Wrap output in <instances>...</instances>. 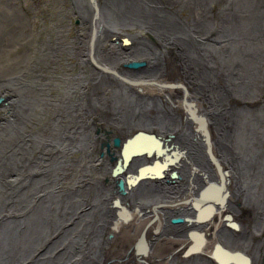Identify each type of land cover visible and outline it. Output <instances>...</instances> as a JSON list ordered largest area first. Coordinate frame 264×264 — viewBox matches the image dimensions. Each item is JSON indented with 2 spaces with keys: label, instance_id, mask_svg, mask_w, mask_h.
Wrapping results in <instances>:
<instances>
[{
  "label": "flooded vegetation",
  "instance_id": "af4514ba",
  "mask_svg": "<svg viewBox=\"0 0 264 264\" xmlns=\"http://www.w3.org/2000/svg\"><path fill=\"white\" fill-rule=\"evenodd\" d=\"M23 1H25L23 6L24 13L27 14L26 11L31 10V3H28L29 0ZM64 1L65 0H40L39 5L41 11L39 13L34 5L35 1L33 2L31 13L24 17V20L26 18L28 24L26 28L29 30V37L26 39L27 49H29L28 51L30 52L27 71L23 78L19 75H11V78L8 80H11V92H0V138H3L5 141L3 146L5 149L7 148L6 151H4L5 154L3 153L0 158V210L5 211L3 215L11 214L12 216L15 215L14 217H25L26 215L33 214V212L30 211V208H37L43 199L46 197L57 196L58 194L61 195L59 190L62 184H66L65 186H71L73 192H76L78 188L82 189L86 186H90L94 180L91 178L95 170L102 165H105L102 164V161H104L103 159H106L104 158L106 155H109L110 157V159L107 160V163L109 162L113 165L110 155H115L112 150L118 149L114 146L115 139H119L123 143H126V141L134 138L140 131H147L151 135L162 137L164 144H169L173 138L178 137V134L184 133L186 129H189L190 124L193 123L190 122L191 119L187 106L189 107V105L199 104L212 105L209 98L210 95H208V93H211L209 92L210 89H206L205 83L196 80V77L192 76L189 72V62L192 59L204 57L208 53L210 55H217L218 53L219 58L225 51H230L234 60L244 61L247 65L250 76L248 86L251 87L250 89L253 90L252 92L257 93V90L258 92L264 90V0H261L262 10L258 9L260 7H253L252 9H254V11L251 10L249 12H239L241 9V3L245 4L244 0H227L226 7H221V5H219L223 0H218L219 3H211V1H208V6L202 5L203 0H158L159 3L157 0H120L117 6L112 0H104V6L101 1L97 8H95L98 5L97 0H90L87 7L90 9L91 13L87 17V10L84 8L81 0H66L65 6H63ZM58 2H60L62 6L59 17L55 5ZM69 7L71 8L69 9ZM100 8L101 10L99 12ZM226 13L229 14L228 17H226ZM126 16L129 18H124ZM223 19L231 21L232 25L237 28H242L241 21L251 22L254 27H252L251 30L243 28L245 35L247 37L249 36L244 42L237 41L235 38L236 32H233L234 34L231 36L234 41L233 45L230 46L226 43L221 44L220 40L224 36L223 33L225 27ZM37 20L42 24H36ZM150 22L153 26L152 24L149 25ZM170 22L174 24H171ZM101 23L103 24L102 28ZM152 27L153 29L156 28L155 30L157 31L152 30ZM61 30L64 32H61ZM242 34V32H239L238 36L241 37ZM250 40H252V42ZM172 70L174 71L172 72ZM163 72H167V74ZM182 86L184 87L182 88ZM144 88L146 92L147 90L153 91L155 88L160 91H162V89L163 91H167V95L162 98V101H155L160 103V105L161 103L162 105L163 103L164 105H179L182 106V108H180L179 112L177 109L174 110L175 112L171 113L173 117L168 115V119L164 118L160 121L151 120L148 118L149 113L147 117L143 118L142 115L144 113H142V110L150 111L145 108L146 105H150L152 101H147L146 104H143L138 97L133 96V92L138 95L146 94ZM219 88L221 91H228V89ZM183 89L189 92H185ZM174 90H176V92H174ZM19 91L24 93L25 98H22ZM169 93L174 94V99L168 95ZM256 100H258L260 105H264V92L263 99ZM24 102H26V105H24ZM3 107L7 108V112L1 110ZM8 107H10V109ZM171 109H174V107ZM119 110L121 111L118 112ZM99 111L100 115L98 113ZM32 116L34 118H32ZM101 116H104L103 118H105V127L100 125ZM74 120L75 122H73ZM150 121L156 123L149 126L147 122ZM113 122L114 124H112ZM157 122H169L170 126ZM118 123L119 128L117 127ZM20 124L23 125L22 128L19 127ZM131 124L133 126H131ZM172 124L181 127L173 132L171 128L173 126ZM64 129H66V131ZM85 138H93L96 140V143L94 142L95 145L93 144L92 147H90L91 149L81 147V141ZM175 145L176 147L178 145L181 146V143L179 142ZM200 147L201 145H199V148ZM200 151L202 153L205 152L204 150ZM193 152L195 153V151ZM12 156L14 157L13 159L10 158ZM115 156H119V154ZM185 157H188L187 152ZM4 158H8V161L3 164ZM20 158L22 159V162H20ZM185 159H181L176 166L179 167L181 166V163L188 162V160ZM17 165H20L21 167L18 168ZM10 166L16 171L9 173ZM3 167L7 168L5 173H2ZM116 168L117 165H115L114 169L110 171L107 176H105V174H103L104 176L101 175L105 183L112 181L119 192L115 191V187L111 185L112 187H110V189L112 191L110 199H113L114 196H118L121 200L122 198L125 199L124 201L122 200L124 203L135 206V201L131 199L134 198L133 195L120 193L118 189V181L121 180V178H115L114 170ZM79 169L82 171L84 170L85 175L82 174L83 178L77 180L74 179V175ZM173 169H175V167ZM172 172H174V170ZM86 174L90 179L86 177ZM192 174L196 175L193 171ZM2 175L7 176L8 178L1 177ZM201 176H203L202 173ZM253 176L257 179L259 178V175L255 176L253 172L251 176L249 175L248 177H252L253 179ZM165 178H167V180H163V183L167 181L170 184H173V186L178 183L180 184L186 179L188 180V177L183 178L181 174L179 178L171 183L169 180L175 179L171 173L169 176L167 174ZM2 179H6L9 186L6 182H2ZM124 180L126 181V178H124ZM150 183H153L152 180ZM154 183L156 184V182ZM252 183H254V181H252ZM259 183H261V186L264 185V173L262 174ZM184 184H186V186L189 185L186 182ZM165 186L166 187L164 188L168 190L172 185L170 186L167 184ZM131 191L136 193L138 189H133ZM255 192H260L257 187H255ZM255 196L258 197L259 195ZM16 201L21 203V206L18 208L13 205ZM219 204L218 207H221V204ZM113 208L115 207L113 206ZM184 209L186 211L189 210L185 207ZM118 212L119 211L116 212V216L120 217ZM178 216L185 217L182 216V213L177 215V217ZM186 218L187 217L184 219L186 220ZM218 218V224L221 223L223 225L226 222L222 223L221 217L219 216ZM256 220L259 221V219ZM211 221H204L201 224L194 222L197 228H199L197 231L202 233L200 236L205 241H207V237L209 236L210 239H214L215 242L213 245L211 244L213 247H211V253L207 252L205 255L200 252L199 254L204 255L203 259L210 260V263L212 264H238L234 259H230L229 261H226V263L216 261L213 256L215 252L214 249H229L215 237V232H221L220 229L222 226H218V230L215 228L214 232L213 230L209 231V229L212 228V225L205 229V226ZM170 223L172 224L171 221ZM183 224L191 225L193 223L185 221ZM224 227L225 228L222 229L225 230V232L233 230L236 235H247V231L242 232V230L238 228V223L236 221H230L228 224L226 223ZM194 231L195 229L189 230L187 235L184 236L185 240H181L184 242L179 246L177 251L182 249L187 250L188 247L191 249L190 243L192 242V238L190 239V234ZM258 231L257 233L255 232V234L252 232L254 235L251 234L253 237L250 236V245L248 244V246H244L240 245V243H236V246H230L231 249L235 250L234 254L239 253L238 250L240 249L236 248H243L241 251L245 253L244 258L247 260L246 264H264V232L262 231L261 233L260 231L261 234H259ZM194 253L196 252H193L189 257L184 255L183 257H197L198 255L196 256ZM172 258L173 255L170 254L163 259L167 260L168 264H171ZM195 262L198 264V260Z\"/></svg>",
  "mask_w": 264,
  "mask_h": 264
},
{
  "label": "bare ground",
  "instance_id": "6f19581e",
  "mask_svg": "<svg viewBox=\"0 0 264 264\" xmlns=\"http://www.w3.org/2000/svg\"><path fill=\"white\" fill-rule=\"evenodd\" d=\"M1 1H2V3H0V16H4L8 20L7 17L12 16L15 12L13 10H10V8L9 9L6 8L5 2L3 0H0V2ZM101 1H102V5L104 6V3H103L104 0H97L98 5L97 6L95 5L96 6L95 8L99 7V3H101ZM112 1L117 6L119 4L120 0H112ZM208 1H211V3H214V0H203L202 5H204V6L207 5ZM81 2H83L84 8L87 10V14H86V17H87L91 13L90 9L87 7L89 5L90 0H81ZM244 2H245V4L241 3V6H240L241 9L239 10V12H244V11L249 12L251 10L254 11V9H252L253 7H256V8L260 7L258 9H261V3H262L261 0H244ZM158 3H159V1H158ZM161 3H162V1H161ZM178 3H179V1H178ZM220 4L222 5V7H226L227 0L222 1V3H220ZM161 5H163V4H161ZM196 6H197V4H196ZM70 8L71 7H69V9ZM81 8H83V7H81ZM181 8H182V6H181ZM100 10H101V8L99 9V12H100ZM163 10L166 11L165 9H163ZM192 10H194V9H192ZM79 13H81V12H79ZM212 13H214V12H212ZM168 14H170V13H168ZM103 16H105V15H103ZM228 16H229V14L226 13V17H228ZM127 17L128 16H126L124 18H127ZM118 18H120V17H118ZM142 18H144V17H142ZM157 18H158V16H157ZM146 19H148V18H146ZM11 20L13 21L14 19H10V21ZM89 22H90V20H89ZM119 22H121V21H119ZM172 22H170V23L174 24ZM83 23H84V21H83ZM3 24H7V23L2 22V23H0V26L2 27ZM150 24H152V23L150 22L149 25ZM176 24H178V23H176ZM223 24L225 26L224 27V33H223L224 36L221 38L220 43L221 44L226 43V44H229L230 46L233 45V42H234L233 38L231 37L234 34L233 32H236L235 38L237 39V41H243L244 42L249 37V36L247 37L245 35L244 29H250L251 30V28L254 27V26H252L251 22L241 21V27L242 28H237V27L232 25L231 21H228L225 19H223ZM102 25L103 24L101 23V28H102ZM26 26L27 25L22 23V29L19 32H16L19 34H15V33H9V34L18 35L20 37L18 39L21 42L24 41L22 43H23V45H25L27 47V40L26 39L28 37V34H27V30H25ZM152 26H153V24H152ZM155 29H153V27H152V30H155ZM62 31L63 30H61V32ZM155 31H157V30H155ZM139 32H140V30H139ZM239 32L243 33L241 37L238 36ZM208 35H209V33H208ZM255 35H257V34H255ZM103 36H105V35H103ZM53 37H54V35H53ZM51 38H52V36H51ZM51 38H49V39H51ZM11 39H14V37L9 38V40H11ZM252 39H253V37H252ZM52 40H53V38H52ZM136 40H137V38H136ZM20 41H16V42L12 41V42L20 45L19 47H21ZM188 41H189V39H188ZM250 41L252 42V40H250ZM132 44H134V43H132ZM136 44H137V42H136ZM188 45H189V43H188ZM92 46H94V45H92ZM238 46H239V43H238ZM29 47H30V45H29ZM184 48H185V46H184ZM254 48H252V49H254ZM110 50H111V48H110ZM184 50H186V49H184ZM150 52H152V51H150ZM178 52H180V51H178ZM27 54H28V56H30L29 51H27ZM165 54H166V52H165ZM161 56H163V55H161ZM195 57H197V56H195ZM167 62H169V61H167ZM22 64H23V60H21L20 64L15 63V65H17V66H15L14 68L18 70L21 67L20 72L22 73L21 77L23 78L26 71H27V64H26L25 68L23 67V69H22ZM189 64H190V67H189L190 74L192 76H195V77L198 76L199 77L198 81L204 82L206 89H208V88L210 89L209 92H211V93L210 94L208 93V95L213 96L212 105H200V104L196 105V107L198 108V114L204 115L207 119V121L205 120L203 122H201V119L198 120V124L200 126L199 128H201L202 130L204 129V131L206 132V133H204L205 138H203V136L200 134L199 135L200 137L198 139H201V143L193 142L194 137H195L194 136L195 134L194 133L192 134V132L194 131V125L190 124V128L186 129V131L184 133L178 134L177 138L176 137L173 138L172 141L169 142L168 146H166V144H164V142L161 144L157 137L154 138L151 136H140V137L134 139L133 141H131L127 146H121L120 148H118L119 149V156H117V157L122 158L124 164L120 168V170L117 173V175L115 176V178H118V179L119 178H121V179L126 178V180H127L129 176L137 175V178L133 179V181H132V183H134L133 186L127 191V193L129 195H133L134 198H131V199L135 201V206L131 205V204L129 205L128 203H124L123 201L125 199L122 198V200H123L122 201L121 198L118 196H114L113 199L112 198L110 199L111 191H112L110 189V187H112L111 181L108 183V185H104V186L102 185L103 187H101V188L95 184L96 181H98V179H97V177L94 176V174L108 175L110 173V171H112L114 169L117 162H115V163L113 162V165L109 162L107 163L108 158L103 159L104 161H102V164H105V165H102L101 167L96 169L95 172L93 173V177L91 179H94V180L90 186H86L85 188H82V189L78 188V190H76V192L75 191L73 192L71 189L72 188L71 186H65L66 184L65 185L62 184V186L59 190L61 192V195L58 194L57 196H51L45 200L43 199V201L40 202V204L37 208H30V211H32L33 214L31 216V218H28L26 220L27 224L29 225L28 226L29 229L25 230V232H24L25 234H23L24 235V241L22 243H23V245L26 246V251H23V252H25L24 253L25 255L28 256L29 254L30 255L34 254L32 261H34L36 258H38V256L42 252H44L40 256V258L37 259L38 262L42 261L43 264H66V263L70 262V260H71L72 264H75V263L76 264H168L167 260H164L163 258L172 254L173 258H172L171 264H196V262H195L196 260H198V262H197L198 264H212V263H210V260L203 259L204 255H201L199 253L202 252L205 255L207 252L211 253L212 252L211 250L213 248L212 245H213V243H215L214 239H210V237L208 236L207 241H205L200 236V234H202V233L200 231H197L199 228H197V226L194 223V222H198V224H201L204 221H211L212 220L207 226H205V229H207L209 226L212 225V228L209 229V231L213 230V232H214L215 228H216V230H218V228H219L218 226H220V227L222 226V228H225L224 225L226 223L228 224L230 221L231 222L236 221L238 223V228L240 230H242V232L247 231V233H246L247 235L245 234L246 236L236 235L235 231H233V230H228L225 232V230H223L222 228L220 229L221 232H219V231L215 232V237L217 238V240L220 241L223 245H225L229 249V250L218 249V248L214 249L215 252H214L213 256L215 257L216 261H220L221 263H224V262L226 263V261H229L230 259H234L238 264H246L247 263V260L244 258L245 253H243L241 251V250H243V248H236V249H240V250H238L239 253L234 254L235 250L231 249L230 246H236V243H240V245L248 246V244L250 245L249 239L251 237H253L251 235V234H253L252 232H254V234H255V232L257 233V231L260 229L258 232H259V234H261L262 229H264V216H262V218L260 217L262 215L260 210L264 211V197H263L264 185L261 186V183L257 184V182H258L257 180L261 179L262 174L264 173V170H263L264 169V165H263L264 164V142H263L264 141V134H263L264 127H263L262 120L258 119L256 117L257 114H254L252 112V108H254L255 105H250V104H252L253 98L262 99V95H263L264 90L259 91V92L257 90V93L252 92L253 90H251L250 89L251 87L248 86L250 76L248 73L247 65L244 63V61L234 60L233 55L230 54V51H225L224 54H222L219 58H218V53H217V55H210L208 53L204 57L192 59L189 62ZM80 65H82V64H80ZM212 68H213V72H211ZM174 70H172V72ZM163 73L167 74V72H163ZM9 79L10 78L5 79V81H7V88L4 90L3 87H0V92L2 91L3 93H5L8 89V87H10L12 85L11 80L8 81ZM183 87L184 86H182V88ZM219 87H221L222 89H228L227 93L221 98V100H220L221 89ZM11 88H12V86H11ZM159 89L155 88V89H153V91L147 90V92H146L145 88H144V91L146 92V94H142V95H138V94H135L133 92V96L138 97L143 104H146L147 101H152L151 104L146 105V108H145V109H149L150 111L142 110V113H144L143 115L141 114L143 116V118L147 117V115L149 113L148 118H150L151 120L160 121L164 118H167L168 115H171L173 117V115L171 113L175 112L174 110H176V109L179 112L180 108H182V106H179V105H164V103H163V105H162V103L160 105V103H157L155 100L162 101V98L167 95V91H163V89H162V91H160ZM183 90H185V89H183ZM19 92H20L22 98H25L24 93L22 91H19ZM174 92H176V90H174ZM185 92H189V91L185 90ZM224 92H226V91H224ZM168 95L172 99H174V94L169 93ZM202 96H204V95H202ZM210 96H209V98L211 99ZM43 97H45V96H43ZM196 99H198V98H196ZM134 100H136V99H134ZM97 102H99V101H97ZM230 102H231V104H230ZM232 103L234 105H232ZM24 105H26V102H24ZM172 106L174 107V109H171V108H173ZM8 108L10 109V107H8ZM116 109H117V107H116ZM1 110L7 112L6 107H3V109H1ZM120 111L121 110H119L118 112H120ZM190 112H191V115H194V118H196L198 116L195 113V111L192 110V108H191ZM63 113H65V112H63ZM98 113L100 115V111ZM109 113H111V112H109ZM114 114H115V112H114ZM31 115H33V114H31ZM103 117L104 116H101V120H100L101 124L100 125L105 127V121H104L105 118H103ZM32 118H34V117L32 116ZM137 120H138V118H137ZM70 121H72V120H70ZM76 121H78V120H76ZM108 121H109V119H108ZM165 121H166V119H165ZM73 122H75V120ZM154 123H156V122H153V121L147 122V124L149 126L154 125ZM157 123L170 126L169 122L168 123L167 122H157ZM172 123H173V121H172ZM112 124H114V122ZM34 125H36V124H34ZM172 125L173 126L171 128H172L173 132L181 127V126L177 127L176 124H172ZM22 126H23L22 124L19 125L20 128H22ZM131 126H133V125L131 124ZM117 127L119 128V123L117 124ZM64 130L66 131V129H64ZM109 130H110V128H109ZM1 132H2V130H1ZM91 133H93V132H91ZM239 133H240V135L237 136V134H239ZM87 136H88V134H87ZM29 140H30V138H29ZM4 142L5 141L3 140V138H0V147L3 151L2 154L4 153V150L6 151V149H7V148L5 149L3 146ZM94 142L96 143V140L93 138H85L84 140L81 141V147L91 149L90 147H92ZM179 142L181 143V146L178 145L177 147L175 146V147L171 148L172 143H174V145H175V144H178ZM70 144H69V146H70ZM134 145H136V148H135V152L132 153L130 149H132V147ZM199 145H201L200 148H199ZM167 147L170 149L165 151L164 149H166ZM199 149L204 150L205 152L202 153ZM238 149L239 150L243 149L244 151H239ZM176 150L180 151V153H182V154H177L176 158H174L173 163H172V157L169 155H170V153H172L173 151H176ZM193 151H195V153ZM186 152H187L188 157H185ZM67 153H69V152H67ZM114 154L117 155L116 153H114ZM65 155H67V154H65ZM181 159L188 160V162H189L188 166H187L188 168L185 167L186 163H184V162L181 163V166H179V167L176 166V164ZM7 161L8 160L4 161L3 164L7 163ZM147 164H151V165H153V167L140 171L142 166L147 165ZM2 166H4V165H2ZM55 166H57V165H55ZM73 166H75V165H73ZM81 166H79V167H81ZM192 166H196L200 169V172L202 173V175L205 178L204 181H203V178L201 180L198 177H196L195 174H192V168H191ZM17 167L19 168L21 166L17 165ZM44 167H46V166H44ZM174 167H175V169H173ZM173 170H174V172H172ZM6 171H7V168L3 167L2 173H5ZM13 171H16V170L11 168V166H10L9 173H11ZM252 172L255 176L259 175V178L257 179L254 176H253V179H252V177L249 178L248 176L249 175L251 176ZM38 173H39V171H38ZM84 173H85L84 170L82 171L81 169H79V171L77 173L75 172L74 179H77V180H79V178L82 179L83 178L82 174H84ZM170 173L173 174V177L175 178V179H171L172 177L170 178L171 180H169V181L171 183H173L174 180L179 178V176L181 174H182L183 178L188 177V180L191 182L188 186H186V185L184 186V183L186 182V180L182 181L180 184L177 181L178 184H176L175 186H171L167 190L164 188V187H166L165 185H167V184L163 183V180L167 176V174L169 176ZM152 176H154V177H152ZM1 177L8 178L5 175H2ZM86 177L89 178V176L87 174H86ZM250 179L252 181H254V183L251 184ZM12 180H14V179H12ZM68 180H69V178H68ZM151 180L153 183H150ZM1 181L7 183L6 179H2ZM81 181H80V183H81ZM85 181H87V180H85ZM206 181H208V182H206ZM154 182H156V184ZM7 184L9 186V183H7ZM104 184H105V182H104ZM220 184L223 185L224 187H221ZM85 185H86V183H85ZM255 187H257V189L260 192H258V193L255 192ZM133 189H138V191L136 193H134L131 191ZM0 190H1V188H0ZM18 193H20V192H18ZM200 193H201V195H200ZM254 194L259 195V196L258 197L256 196V198H255ZM190 197H193V198L196 197L198 199H197V201L195 200V203H194V201L188 202ZM118 201L121 202V204L122 203L126 204V205L122 204V206H126V208L129 212H134L135 210L138 209L139 211L137 212V215L133 216V217L127 216L128 211L124 207L119 208L118 207V205H119ZM216 201H218L221 204V207H218L219 203ZM240 204H242V206H241V208H238V206ZM13 205L16 208H18L21 206V203L17 202V203H14ZM156 205H158V206H156ZM113 206L115 208H113ZM184 207L188 208L189 210L186 211L184 209ZM164 208H166V209H164ZM117 211H119L120 217L116 216ZM56 212H58L56 220H58L59 222H56L47 216V215H49V213L52 214V213H56ZM180 213H182V216L187 217L186 220L184 219L185 217H181V216L177 217V215H179ZM51 214H50V216H51ZM93 215H99V216L93 217ZM14 216H12L11 214H9V215L1 214L0 215V220H5V222H6L4 224V226L2 227V229L7 234L9 232H11V229L13 228V225H11L12 223H10V221L12 222L15 220ZM219 216L221 217L222 223L226 221L223 225L221 223L218 224V222H217L218 221L217 218ZM173 218H182L184 223H185V221H189L190 223H193V224H191V225L186 224L185 225L182 223V225H177V227L175 228L174 226H176V225H172L170 223V221ZM256 219H259V221ZM227 221H229V222H227ZM72 226H73V228L71 230H73L74 232L73 233L66 232ZM50 228L52 230L49 232ZM193 229H195V231L190 234L191 235L190 239L192 238V242L190 243V246H191V249L193 250L192 252H196L194 254L196 256L197 255L198 256L194 257V258H192V257L191 258H185V257H183L184 251H182V250L177 251V249L184 242V241H181V240H185L184 236L187 235L189 230H193ZM106 231H108L107 236H106ZM260 231H261V233H260ZM138 237H139V239H138ZM12 238H16V237H12ZM55 238H57V242H55L54 245L56 246L57 243H59L58 248H60L61 246H68V249L67 248L64 249L62 254H61V255H64L66 257L65 259L61 258L60 254L56 257L53 256V254H55L56 251H54L53 253H51V252L47 253L50 249L49 250L47 249V251L42 250L43 248L45 249L46 248L45 246L50 241L54 240ZM40 245H43V246L40 247ZM215 246H216V244H215ZM11 247L12 246H10V248ZM134 249H136V251H137L136 254H134ZM188 249H189V247H188ZM28 250H30L31 253L28 252ZM39 252H41V253L38 254ZM12 254H14V252ZM35 263H36V261H35Z\"/></svg>",
  "mask_w": 264,
  "mask_h": 264
},
{
  "label": "rangeland",
  "instance_id": "374dc122",
  "mask_svg": "<svg viewBox=\"0 0 264 264\" xmlns=\"http://www.w3.org/2000/svg\"><path fill=\"white\" fill-rule=\"evenodd\" d=\"M3 1L6 4L5 5L6 8H8V9L10 8V10H13L15 12L12 16L7 17L8 20L6 19V17L0 16V23H2V22H6L7 23V24H3L2 27L0 26V87H3L4 90H5L7 88V81H5L6 78H11V75H13V76L19 75L21 77V74H22L20 72L21 67L18 70L15 69L14 67L17 66V65H15V63L20 64L21 60H23V64H22V69H23V67L25 68L26 64H28L29 57H30L27 54V51H28L27 47L25 45H23V43H22L24 41L21 42L18 39V38H20L18 35H12V34H9V33L19 34V33H16V32H19L22 29V23H24L25 25H28V24H26L27 21H26V18L24 20V17L27 16V15H29L31 13V11H32V4H33L34 1H35L34 2V5L36 6V9H37L38 13L41 11V8H40V5H39V1L40 0L39 1L38 0H29L28 3L29 4L31 3V10H27L26 11L27 14H25L24 13V9H23V6L25 4V1H23V0H3ZM215 2H218V0H214V3ZM0 3H2V1ZM65 3L66 2L63 3V6H65ZM55 5H56V12H57L58 17H59L60 14H61V7L62 6H61L60 2L56 3ZM219 5H221V4L219 3ZM221 7H222V5H221ZM10 19H14V20L13 21L12 20L10 21ZM36 24H42V23H40V21L37 20L36 21ZM25 30H27V34H28V37H29V30L27 28ZM10 37H14V39L9 40ZM12 41H14V42L20 41L21 42V47H19L20 45L14 43ZM220 42H221V40H220ZM211 72H213V68H212ZM198 78L199 77L196 76V80H198ZM11 86L8 87V89H7L6 92H8V93L11 92V90H12ZM19 94H20V92H19ZM262 99H263V95H262ZM230 104H231V102H230ZM232 105H234V104L232 103ZM239 135H240V133L237 134V136H239ZM143 136H151V135L144 134ZM151 137H155V136H151ZM193 142L201 143V139L193 140ZM135 148H136V145H134L132 147V149H130L132 153L135 152ZM112 151L114 153H116L117 155L119 154V149L112 150ZM2 152L3 151H2V149L0 147V158L2 157ZM10 158L13 159L14 157L12 156ZM104 158H108L109 159L110 157H109V155H106ZM6 160H8V158H4V161H6ZM19 160H20V162H22V159H19ZM188 163L189 162H186V166L185 167L188 166ZM152 167H153V165L147 164V165L142 166V170H145V169H148V168H152ZM94 176L97 177V179H98V181H96V183H95L96 185H98V187L101 188L104 185H107L108 184V183H105L104 184V181H103V179L101 177V174H94ZM105 176H107V175H105ZM196 177H198L201 180L203 178V181H204V177L201 176V173L200 172L199 173L196 172ZM164 180H167V178H164ZM257 181H258L257 182V184H258L261 181V179H258ZM189 182L190 181L186 179V183L189 184ZM165 183L168 184V185H170V186L171 185L173 186V184H170L167 181H165ZM250 183H252V180L250 181ZM111 184L114 187L116 186V185L113 184L112 181H111ZM184 185H186V184H184ZM115 191H117V188L116 187H115ZM255 198H256V196H255ZM45 199H48V197H46ZM17 202H19V201H16L15 203H17ZM156 206H158V205H156ZM241 206H242V204H240L238 206V208H241ZM260 212L262 214L260 217L262 218V216H264L263 215L264 214V211L263 210H260ZM55 214H58V212H56ZM98 216L99 215H93V217H98ZM18 220L19 219H16V222H18ZM5 223L6 222H4V224ZM10 223H12L11 225H13V226L15 225V221H12V222L10 221ZM73 226L71 228H69L68 231H66V232L73 233L74 231L71 230L73 228ZM51 230L52 229L50 228L49 232ZM262 231L264 232V229H262ZM13 232L14 231H11V232H9L7 234L3 229H1V231H0V264H13V263L14 264H17V263L18 264H29V263L30 264H43L42 261L41 262H38L37 259L40 258V256L44 252H42V253L39 252L38 254H40V253L41 254L38 256V258H36L34 261H32V258L34 256V254H32V255L29 254L27 256V255L24 254L25 252H23V251H26V246L23 245V243H22L24 241V235H22V236L15 235L14 237H16V238H12V233ZM107 235H108V231H106V236ZM5 241H7V244L6 245H4V242ZM55 242H57V238H55L54 240L50 241L45 246L46 248L45 249L43 248L42 250L43 251H47V249L48 250L50 249L47 253H50V252L53 253L54 251H56L55 254H53V256L56 257L59 254L61 255L64 249H66V248L68 249V246H61L60 248H58L59 243H57V245L55 246L54 245ZM18 243H20V244H18ZM10 246H12V247L10 248ZM41 246H43V245H40V247ZM187 250H189V249H187ZM187 250L182 249V251H184L183 255L186 256V257H189L191 254L187 256L186 255L187 254ZM13 252H14V254H12ZM28 252H30V250H28ZM61 258H64L65 259L66 257L64 255H61ZM35 261H36V263H35ZM66 264H72L71 263V260H70V262H68Z\"/></svg>",
  "mask_w": 264,
  "mask_h": 264
},
{
  "label": "water",
  "instance_id": "95a60500",
  "mask_svg": "<svg viewBox=\"0 0 264 264\" xmlns=\"http://www.w3.org/2000/svg\"><path fill=\"white\" fill-rule=\"evenodd\" d=\"M225 90H223V91H221V93H220V100H221V98L227 93V91L226 92H224ZM212 101H213V96L211 97V99H210V102L212 103ZM250 105H255V107L254 108H252V112L254 113V114H257V118L258 119H261L262 120V123H263V127H264V105H260V103L256 100V98H253L252 99V104H250ZM191 108H192V110H194L195 111V113L198 115L196 118H194V115H191V112H190V110H191ZM189 109V110H188ZM187 110H188V112H189V114H190V119H191V121L190 122H192L193 124H194V131L192 132V134L194 133L195 135V137H194V140H197L200 136V134L203 136V138H205V135H204V133H206L205 131H204V129L202 130L201 128H199L200 126H199V124H198V120L199 119H201V122H203V121H207V119H206V117L204 116V115H199L198 114V108L196 107V105H189V107L187 106ZM144 134H146V135H151L149 132H147V131H140L134 138H132V139H130V140H128L126 143H123L121 140H119V139H115L114 140V146L115 147H117V148H120L121 146H126L128 143H130L131 141H133L134 139H136V138H138V137H140V136H143ZM263 134H264V132H263ZM151 136H154V135H151ZM156 137V136H155ZM154 137V138H155ZM158 138V140L160 141V143L162 144L163 143V141H162V137H157ZM264 142V141H263ZM166 146H168V143H166ZM176 145H174V143L172 144V146H171V148H173V147H175ZM170 148H166V149H164L165 151L166 150H169ZM239 150V149H238ZM239 151H244L243 149H240ZM108 153H109V150H108ZM177 154H182V153H180V151H178V150H176V151H173L172 153H170V155L169 156H171L172 157V163H173V160H174V158H176V155ZM111 156V161L112 162H117L116 163V165H117V168L114 170V176H116L117 175V173L119 172V170H120V168L122 167V165L124 164V162H123V159L122 158H119V157H117V156H114V155H110ZM192 171L195 173V172H200V169L198 168V167H196V166H192ZM142 170V168L140 169V171ZM228 173V172H227ZM151 176V175H150ZM149 177V176H148ZM152 177H154V176H152ZM135 178H137V175H134V176H129L128 177V179L125 181L124 179H121V180H119L118 181V189H119V191H120V193L121 194H126L127 193V191L133 186V184L134 183H132V181H133V179H135ZM206 182H208V181H206ZM220 186L221 187H224L223 185H221L220 184ZM204 192V191H203ZM202 192V193H203ZM200 195H201V193H200ZM225 195V194H224ZM1 199V198H0ZM197 199L198 198H196V197H190L189 198V200H188V202H192V201H194V203H195V200L197 201ZM201 199V198H200ZM119 202V201H118ZM216 202H218V201H216ZM123 204V203H122ZM122 204H121V202H119V205H118V207L119 208H121V207H124V208H126V206H122ZM126 210H127V208H126ZM128 211V210H127ZM139 210L137 209V210H135L134 212H129L128 211V214H127V216H130V217H133V216H136L137 215V212H138ZM5 212V211H3V210H0V215L1 214H3V213ZM50 214L51 213H49V215H47L48 217H50L52 220H54V221H56V222H59L58 220H56L57 219V214H55V213H52L51 214V216H50ZM118 214H119V212H118ZM120 215V214H119ZM31 216H32V214L31 215H26L25 217H15L14 219V221H15V225L13 226V228L11 229V231H14L13 233H12V237H14L15 235H20V236H22L23 234H24V232H25V230L26 229H29L28 228V224H27V222H26V220L28 219V218H31ZM16 219H19L18 220V222H16ZM4 222H5V220H0V231H1V229H2V227L4 226ZM119 222V221H118ZM171 222H172V224L173 225H176V226H174L175 228L177 227V225H179V224H182V223H184L183 222V219L182 218H173L172 220H171ZM116 223V222H115ZM138 239H139V237H138ZM137 239V240H138ZM7 244V241H5L4 242V245H6ZM19 244V243H18ZM137 253V251H136V249H134V254H136ZM193 252H192V249H189V250H187V256L188 255H190V254H192Z\"/></svg>",
  "mask_w": 264,
  "mask_h": 264
}]
</instances>
